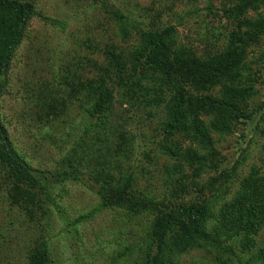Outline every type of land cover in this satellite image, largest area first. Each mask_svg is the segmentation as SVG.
<instances>
[{
    "label": "rangeland",
    "instance_id": "rangeland-1",
    "mask_svg": "<svg viewBox=\"0 0 264 264\" xmlns=\"http://www.w3.org/2000/svg\"><path fill=\"white\" fill-rule=\"evenodd\" d=\"M98 1L36 0L39 16L30 23L13 61L7 94L0 102L1 120L18 153L33 168L49 175L56 207L47 204L32 215L11 205L6 193L0 195V264H26L29 247L41 236L49 241L53 264H138L146 247L144 241L154 216L133 217L118 210L97 213L100 200L95 183L85 177L80 183L59 184L51 177L60 175L57 172L63 158L83 133L90 100L79 92L65 114L50 123L41 119L44 112H40V102L48 97L47 87L49 91L59 90V96L64 90L70 93L60 85L68 78L66 71L78 61L83 63L82 58L90 62L85 60L80 77L108 81L115 114L109 129L116 130L121 124L117 129L131 139L128 145L132 154L123 168L133 173L140 189L155 195L158 202L173 196L176 203L175 199L187 203L211 200L210 183L223 172L233 177L226 197L230 198L252 168L264 174V37L245 62L246 75L258 83L257 93L249 102L252 118L239 125L233 135L213 134L211 151L186 136H177L172 146L179 156L176 159L162 149L167 144L160 128L163 114L155 107L132 106L123 100L117 71L103 53L106 47L114 46V52L127 58L139 31L169 27L176 30L180 47L193 48L200 55L222 52L235 28L224 16L229 0H105L130 19L132 45L121 38L118 26ZM249 17L264 19V6ZM212 96L219 98V91ZM216 187L224 192L220 185ZM91 215L74 227L76 220ZM260 240L264 242V231ZM174 263L218 264L214 253L203 250L177 257Z\"/></svg>",
    "mask_w": 264,
    "mask_h": 264
},
{
    "label": "trees",
    "instance_id": "trees-1",
    "mask_svg": "<svg viewBox=\"0 0 264 264\" xmlns=\"http://www.w3.org/2000/svg\"><path fill=\"white\" fill-rule=\"evenodd\" d=\"M98 2L103 3L110 21L118 26L121 38L131 43L130 19L109 2ZM262 6L264 0H229L224 16L235 28L228 35L226 49L212 55L180 47L173 27L139 31V39L131 43L127 58L114 52V46H105L103 53L117 71L123 100L132 106L155 107L163 114L160 128L163 142H167L162 147L167 156L179 157L172 147L177 136H186L211 151L213 134L233 135L239 125L252 118L249 102L257 93L258 83L246 75L245 62L251 49L264 37V19L249 16L258 13ZM38 16L36 0H0V102L7 94L16 54L30 23ZM85 58L83 63L78 61L66 71L68 78L60 86H66L70 93L64 90L59 96V90L49 91L47 87L48 97L40 102L44 119L40 118L50 123L65 114L79 92L90 100L83 133L63 158L62 168L57 172L60 175L54 173L51 177L59 184L80 183L85 177L95 183L100 200L97 213L118 210L133 217L154 216L138 264H175L177 257L196 250L214 253L218 264H264V242L260 240L264 231L262 171L252 168L230 198L226 197L233 177L223 172L210 183L214 195L211 200L187 203L175 199L176 203L173 196L171 200L158 202L155 195L140 189L133 173L123 168V162L132 154L128 145L131 139L117 129L121 124L116 123V130L109 129L115 120L114 97L107 88V80L80 77L85 60L90 62ZM216 91L219 98L212 96ZM49 185V175L33 168L18 153L0 113V195L6 193L11 205L33 215L47 204L56 207ZM91 217H81L74 227ZM26 264H53L45 237L41 236L29 247Z\"/></svg>",
    "mask_w": 264,
    "mask_h": 264
}]
</instances>
